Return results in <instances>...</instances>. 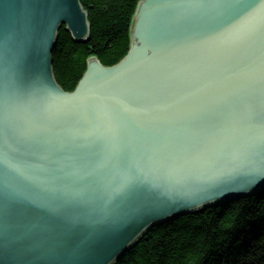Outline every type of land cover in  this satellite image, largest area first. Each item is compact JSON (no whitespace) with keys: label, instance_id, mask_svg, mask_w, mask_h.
Here are the masks:
<instances>
[{"label":"water","instance_id":"obj_1","mask_svg":"<svg viewBox=\"0 0 264 264\" xmlns=\"http://www.w3.org/2000/svg\"><path fill=\"white\" fill-rule=\"evenodd\" d=\"M215 0H141L131 49L57 84L80 0H0V264H115L152 227L264 190V38ZM232 22V23H231Z\"/></svg>","mask_w":264,"mask_h":264},{"label":"trees","instance_id":"obj_2","mask_svg":"<svg viewBox=\"0 0 264 264\" xmlns=\"http://www.w3.org/2000/svg\"><path fill=\"white\" fill-rule=\"evenodd\" d=\"M90 34L76 42L65 28L52 53L57 84L73 92L96 57L113 67L130 47L140 0H80ZM116 264H264V192L181 217L152 229Z\"/></svg>","mask_w":264,"mask_h":264},{"label":"snow or ice","instance_id":"obj_3","mask_svg":"<svg viewBox=\"0 0 264 264\" xmlns=\"http://www.w3.org/2000/svg\"><path fill=\"white\" fill-rule=\"evenodd\" d=\"M232 22L245 19L253 27V35L264 38V0H215ZM231 22V23H232Z\"/></svg>","mask_w":264,"mask_h":264},{"label":"bare ground","instance_id":"obj_4","mask_svg":"<svg viewBox=\"0 0 264 264\" xmlns=\"http://www.w3.org/2000/svg\"><path fill=\"white\" fill-rule=\"evenodd\" d=\"M140 2H141V0H140ZM140 2H139V3H140ZM82 7H83V6H82ZM83 9H84V7H83ZM84 10H85V9H84ZM85 11H86V10H85ZM86 13H87V11H86ZM135 14H136V11H135V13H134V16H135ZM134 16H133V18H134ZM133 18H132L131 23L133 22ZM88 22H89V19H88ZM89 26H90V23H89ZM131 27H132V26H131ZM131 27H130V35H131ZM64 28H65V27H64ZM59 32H60V31H59ZM58 35H59V33H58ZM56 43H57V42H56ZM130 46H131V39H130ZM130 49H131V47H129V51H130ZM128 54H129V52L127 53V55H128ZM127 55H126V56H127ZM98 61H99V60H98ZM121 61H122V60H121ZM121 61H120V62H121ZM120 62H119V63H120ZM119 63H118V64H119ZM118 64H116V65H118ZM116 65H115V66H116ZM87 67H88V62H87ZM113 67H114V66H113ZM86 72H87V69H86L85 73L83 74V77H84V75L86 74ZM53 74H54V73H53ZM54 77H55V76H54ZM83 77H82V78H83ZM80 81H81V80H80ZM61 89H62V88H61ZM263 192H264V190H261V191L255 193V195L260 194V193H263ZM239 200H240V199H239ZM232 202H234V201H224V202H221L222 204H219V205L217 204V205L212 206V207L207 208V209H211V208H213V207H219V206H222V205H227V204L232 203ZM207 209H205V210H207ZM172 221H174V220H172ZM170 222H171V221H170ZM166 223H167V222H166ZM163 224H165V223H163ZM161 225H162V224H161ZM159 226H160V225H159ZM156 227H157V226H156ZM154 228H155V227H152V229H154ZM152 229L150 228L149 231L145 234V236H146V235H147ZM145 236H144V237H145ZM144 237H143V238H144ZM143 238H142V239H143ZM142 239H141V240H142ZM133 248H134V247H133ZM133 248H131L129 251H131ZM129 251H128V252H129ZM128 252H127V253H128ZM127 253H126V254H127ZM126 254H125V255H126ZM125 255H123L120 259H122ZM119 261H120V260H119ZM116 263H117V262H116ZM116 263H115V264H116Z\"/></svg>","mask_w":264,"mask_h":264},{"label":"rangeland","instance_id":"obj_5","mask_svg":"<svg viewBox=\"0 0 264 264\" xmlns=\"http://www.w3.org/2000/svg\"><path fill=\"white\" fill-rule=\"evenodd\" d=\"M136 10H137V8H136ZM131 26H132V23H131ZM124 59V58H123ZM122 59V60H123ZM98 60V59H97ZM263 190V189H262ZM255 194H253L252 196H254ZM252 196H248V197H252ZM246 198V197H245ZM241 199H243V198H241ZM179 219V218H178ZM177 220V219H176ZM141 241V240H140Z\"/></svg>","mask_w":264,"mask_h":264}]
</instances>
